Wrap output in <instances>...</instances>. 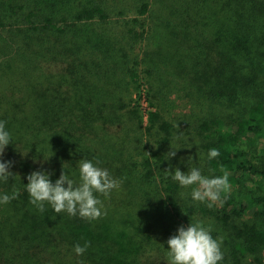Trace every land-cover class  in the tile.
<instances>
[{"label": "trees", "instance_id": "obj_1", "mask_svg": "<svg viewBox=\"0 0 264 264\" xmlns=\"http://www.w3.org/2000/svg\"><path fill=\"white\" fill-rule=\"evenodd\" d=\"M0 121V195L18 191L0 204V264H167V240L197 221L221 264H264V0H0ZM82 159L121 181L98 196L125 222L99 218L111 236L29 202L28 175L78 181ZM189 167L229 174L223 203L166 173Z\"/></svg>", "mask_w": 264, "mask_h": 264}, {"label": "clouds", "instance_id": "obj_2", "mask_svg": "<svg viewBox=\"0 0 264 264\" xmlns=\"http://www.w3.org/2000/svg\"><path fill=\"white\" fill-rule=\"evenodd\" d=\"M6 122L0 121V157L5 148L11 143L10 133L6 130ZM176 150L168 153V159L175 157ZM208 159L219 156L215 148L208 152ZM189 157V164L191 163ZM99 162H97L98 164ZM12 162L0 161V181L8 182L13 173L8 171ZM78 181L71 178L63 171L53 184L50 174L36 171L27 176L28 183L25 186L30 197V204L41 213L45 211V205L50 206L55 213H66L70 217L79 216L89 222L95 221L106 215L104 205L98 196L108 197L110 193L120 187L121 181L112 177L107 169L94 165L91 160L82 159L78 162ZM171 175L172 180L183 188H191L193 201L206 203L209 208L218 203H223L222 196L230 191L229 174L223 172L219 176H204L196 167H189L187 173L177 168ZM66 185V187H65ZM18 191L12 194L0 195V204H8L16 199ZM210 225L202 222L190 223L185 229L181 226L176 235L167 240V264H221L224 259L222 252V238H213ZM90 247V242L83 245H74V252L82 256Z\"/></svg>", "mask_w": 264, "mask_h": 264}, {"label": "rangeland", "instance_id": "obj_3", "mask_svg": "<svg viewBox=\"0 0 264 264\" xmlns=\"http://www.w3.org/2000/svg\"><path fill=\"white\" fill-rule=\"evenodd\" d=\"M121 77H123V78L119 82L117 81V83H119L121 86H119V87L116 86V87H118L120 90H123V92L126 95L132 93L131 96L134 97L135 91L133 90V85L130 86V85L126 84V82L124 80L126 78L125 75L122 76V74H121ZM178 106H179V108H177L176 111L177 112H182L184 110V104H183V102L180 101L179 104H178ZM146 108H147V104L145 102L141 103V115H143V116L145 115ZM102 218H104L107 221V223L110 225V227H112V229H114V223L115 224H118V225H121V224L125 225V222L122 219H118V218L115 219V218L110 217V216L109 217L105 216V217H102ZM101 225H102V220L101 219H97V220L94 221V228L96 229V231H98V232H100L102 234L110 235V236L113 235V231L111 229H109L108 231H105L101 227ZM222 247H223V242H222Z\"/></svg>", "mask_w": 264, "mask_h": 264}]
</instances>
